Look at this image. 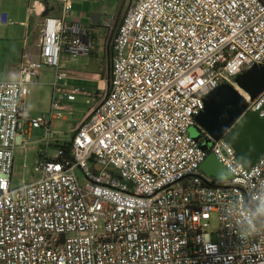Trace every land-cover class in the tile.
<instances>
[{
    "label": "built area",
    "instance_id": "obj_1",
    "mask_svg": "<svg viewBox=\"0 0 264 264\" xmlns=\"http://www.w3.org/2000/svg\"><path fill=\"white\" fill-rule=\"evenodd\" d=\"M57 1L38 55L25 51L19 78L0 81V264H264V153L247 169L225 139L205 149L190 133L206 95L264 66V0H136L114 37L108 92L68 84L62 54L95 45L75 0ZM101 25L113 36L109 11ZM46 68L51 108L35 117L25 101ZM79 96L91 113L62 140L53 122ZM248 110L264 117V91ZM37 144L39 178L12 186L15 150ZM210 152L234 178L203 172Z\"/></svg>",
    "mask_w": 264,
    "mask_h": 264
},
{
    "label": "water",
    "instance_id": "obj_2",
    "mask_svg": "<svg viewBox=\"0 0 264 264\" xmlns=\"http://www.w3.org/2000/svg\"><path fill=\"white\" fill-rule=\"evenodd\" d=\"M100 19L101 14L94 15L93 29L100 24ZM235 84L222 83L205 96V108L197 115L194 127L205 130L211 137L206 139L208 145L200 142L203 148L210 149L212 139L219 141L223 138L235 148L244 167L250 169L264 153V117H260L259 112L247 111L248 100H254L264 91V66L254 65L239 74ZM201 169L219 181L234 178L211 152L201 164Z\"/></svg>",
    "mask_w": 264,
    "mask_h": 264
},
{
    "label": "rangeland",
    "instance_id": "obj_3",
    "mask_svg": "<svg viewBox=\"0 0 264 264\" xmlns=\"http://www.w3.org/2000/svg\"><path fill=\"white\" fill-rule=\"evenodd\" d=\"M110 12L114 9V17L115 21H120L123 15H125L126 11L130 8L131 5L134 4L136 0H119V1H111V0H100ZM124 3V4H123ZM30 6V0H0V15L2 13H8L9 15V24H0V80L3 79V75L8 72L11 75H16V68L13 71H9V64L5 67V48L9 47H21L24 39L25 27L20 25L21 21H25L27 19L28 10L27 7ZM124 6L122 15L117 17V13L119 12V8ZM115 7V8H113ZM119 7V8H117ZM28 21V20H27ZM104 33L99 34V39L104 40ZM61 61L63 63H67V52H64L61 56ZM8 69V70H7ZM54 80V75L49 72L48 77H44L42 82L38 85H32L29 88V94L25 101L26 108L31 111L32 116L38 117L42 116L49 112L51 108L52 102V83ZM91 89L94 90L97 87V84H89ZM87 86V87H88ZM108 88V86H107ZM92 106L87 104L86 97L79 96L78 100L74 103L73 107L67 113V122L65 121H55L53 123L54 129H61L64 132H67V137L72 136V129L76 124L82 121L84 117H87L91 113ZM78 126V125H77ZM191 135L197 140L204 139V135L198 128H191ZM45 136V130L35 129L32 132V141L38 142L41 138ZM205 144L208 143L205 141ZM40 145L30 146L28 150H25L22 147H18L15 150V163L12 177V186H20L23 182H33L39 178V174L35 171L34 160L38 154ZM81 177V172H80ZM219 227L218 218L216 214L212 215L210 219V230L214 232L213 239L216 241L217 230Z\"/></svg>",
    "mask_w": 264,
    "mask_h": 264
},
{
    "label": "crops",
    "instance_id": "obj_4",
    "mask_svg": "<svg viewBox=\"0 0 264 264\" xmlns=\"http://www.w3.org/2000/svg\"><path fill=\"white\" fill-rule=\"evenodd\" d=\"M111 1L115 2L119 0ZM34 4L36 5V12L32 9ZM27 10V19L25 21H21L20 23V25L25 27V37L23 39L24 41L22 46L19 48H11L9 46H6L5 48V54H7V56H5L4 69L9 64V71H13V69L16 68L17 73L14 77V75H11V73L8 72L6 75H3V79H1L0 81L16 80L19 78L20 65L24 52L27 50H31L34 55H38L39 53L38 45L41 38L44 18L46 16L59 17L61 15L60 4L57 0H30V6L27 7ZM105 11L110 12L107 6L104 5V3H102L100 0H75V17L81 20L87 28H90L92 30V41L95 45V48L89 55H79L77 57H73L67 52V63H63L62 61L61 62L63 66H65L70 72V78L67 80L68 84L70 85L82 86L91 89L88 86L89 84H97L95 90L101 89L102 92H108L109 90V87L107 88V86L108 77L110 76V55H112L114 38L112 34H108L105 28H103L101 25L103 13ZM110 13L115 16L114 9ZM95 14H101V19L100 24L93 29V18ZM0 24L2 23L0 22ZM102 33H104L105 38L101 41L99 39V34ZM49 72L52 73L50 69H44L42 75L39 77L38 82L32 85L40 84L44 77L49 76ZM91 90H94V88H92ZM75 102L70 104V109L73 107ZM87 117H84L82 121ZM67 119L68 117L66 115V118L64 120L58 121L67 122ZM81 122L76 124L75 127L72 129V136L74 135V130L76 129L77 125H79ZM53 130L55 132V135L62 140H68L72 138V136L67 137V132H64L61 129L53 128Z\"/></svg>",
    "mask_w": 264,
    "mask_h": 264
},
{
    "label": "trees",
    "instance_id": "obj_5",
    "mask_svg": "<svg viewBox=\"0 0 264 264\" xmlns=\"http://www.w3.org/2000/svg\"><path fill=\"white\" fill-rule=\"evenodd\" d=\"M123 4H124V3H123ZM118 8H119V7H118ZM123 9H124V6H122V7L119 8V12H117V17L120 18V16L122 15ZM126 13H127V11H126ZM126 13H125V15H126ZM125 15H123V17L121 18L120 21H118V23H117V21L115 22V23H116V28H115V30H114L113 38L116 36V34H117V32H118V28H119V26L122 24ZM110 57H111V55H110ZM110 70H111V66H110ZM108 87H109V89H110V87H111V76L108 77ZM201 132H202V131H201ZM202 133H203V132H202ZM203 135H204V139L200 140L201 143H205L206 139H208L204 133H203ZM210 147H211V146H210Z\"/></svg>",
    "mask_w": 264,
    "mask_h": 264
},
{
    "label": "bare ground",
    "instance_id": "obj_6",
    "mask_svg": "<svg viewBox=\"0 0 264 264\" xmlns=\"http://www.w3.org/2000/svg\"><path fill=\"white\" fill-rule=\"evenodd\" d=\"M245 96H246V98H248L249 99V96L247 95V94H245V93H243Z\"/></svg>",
    "mask_w": 264,
    "mask_h": 264
}]
</instances>
